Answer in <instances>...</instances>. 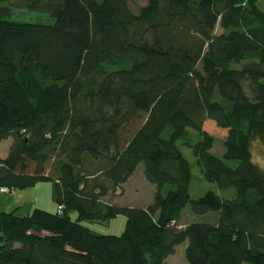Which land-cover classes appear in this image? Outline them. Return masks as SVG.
<instances>
[{"label": "trees", "instance_id": "1", "mask_svg": "<svg viewBox=\"0 0 264 264\" xmlns=\"http://www.w3.org/2000/svg\"><path fill=\"white\" fill-rule=\"evenodd\" d=\"M259 1L147 0L133 12L126 0H0V141H11L0 187L49 181L63 206L0 212V264H165L185 242L188 264H264V170L250 150L264 146ZM13 8L54 23L12 21ZM206 120L226 131L222 159ZM181 140L222 195L190 198ZM141 163L152 203L105 202ZM187 206L216 223L180 227ZM119 215L120 235L84 225Z\"/></svg>", "mask_w": 264, "mask_h": 264}, {"label": "rangeland", "instance_id": "2", "mask_svg": "<svg viewBox=\"0 0 264 264\" xmlns=\"http://www.w3.org/2000/svg\"><path fill=\"white\" fill-rule=\"evenodd\" d=\"M128 5L132 9L133 12H136L140 7L145 6L147 0H126ZM258 8L264 12V0H260L258 2ZM10 19L12 21H19L24 23H35V24H43V25H51L54 23L53 18L49 13L45 12H34V11H25L20 9H12L11 10ZM215 33H221V29L217 26L215 29ZM204 131L209 132L210 135L214 137V145L209 150L210 154L214 156H218L222 159L224 155L223 148V139L225 137L226 131L215 126V123L210 120L205 121ZM190 136L188 142L191 144H195L198 140H200V135L196 131L189 130ZM167 130L164 131L163 136H167ZM186 140H181L176 143L181 154L188 160L189 165L191 166V182L189 185V195L193 200H197L198 197H201L208 191H212L218 195H222V191L211 182H208L202 176L199 165L196 163V158L191 153V149L184 144ZM8 142L1 141L0 142V155H5L7 153L6 147ZM252 152V162L255 163L260 169L264 170V146L259 141H254L251 145ZM226 164H229L232 167H235L237 163L233 161H228ZM137 169L131 175L129 180L123 184L122 190L123 192L119 195H112L103 198V200L109 204H114L118 207H143L145 205H149L152 203V197L155 192V186L146 181L143 177L144 168L142 163L139 164ZM233 193V190H229ZM47 194L44 187L41 186L36 192L32 191L30 188H26L23 190H13L10 193H0V212L11 213L18 206H22L20 210L17 211L19 216H23L26 213H30L33 207L37 206L39 208H46L47 203ZM35 205V206H34ZM54 205V204H53ZM52 205L51 209H54ZM59 205H57L55 212L57 214ZM45 210V209H43ZM215 212H211L207 215L195 216L191 213V209L189 206L185 208V213L183 214V219L189 220V222H207L208 220L214 221L213 218ZM209 218V219H208ZM212 218V219H211ZM125 216H116L111 218V220L106 221H90L84 222L93 233L96 235H120L124 228ZM187 243H183L178 245L175 248V254L168 258L167 264H188L185 259L184 249Z\"/></svg>", "mask_w": 264, "mask_h": 264}, {"label": "crops", "instance_id": "3", "mask_svg": "<svg viewBox=\"0 0 264 264\" xmlns=\"http://www.w3.org/2000/svg\"><path fill=\"white\" fill-rule=\"evenodd\" d=\"M1 141H6V142H8V145H7V151H8V148H9V146H10V144H11V141L9 140V139H4V140H1ZM0 141V142H1ZM6 151V152H7ZM7 154H8V152L7 153H5V155H0V158H2V159H4L6 156H7ZM41 186L42 187H44L45 188V190H46V194H47V196H48V198H47V203L48 204H46L47 206H46V208H39V207H37V206H35V207H33V209H32V211L35 209V208H39V209H45L44 211H49V212H54L55 211V209H56V207H57V204H55L54 203V194H52V187H53V183H51V182H49V181H45V182H38V183H36V185L34 186V187H32V188H30L32 191H37L39 188H41ZM54 204V205H53ZM52 205L54 206V209L53 210H51V209H48V208H51L52 207ZM51 206V207H50ZM145 206H147V205H145ZM145 206H143V207H145ZM143 207H140V208H143ZM22 208V206H18L16 209H14V211H12L11 213L12 214H16V215H18L17 214V211L18 210H20ZM31 211V212H32ZM30 212V213H31ZM185 213V211H183L182 212V216L181 217H183V214ZM27 214H29V213H26L25 215H27ZM25 215H23V216H25ZM19 216V215H18ZM205 216V215H204ZM216 214L214 215V221H212V220H208L206 223L207 224H215L216 223V221H217V219H216ZM209 219V218H208ZM180 225V227H184L185 225H187V223H190L189 222V220H186V219H180V221L178 222ZM185 250V249H184ZM174 252H175V250H174ZM175 254V253H174ZM174 254H172V255H170V256H168L167 257V259L165 260V264H167V260H168V258H170L171 256H173Z\"/></svg>", "mask_w": 264, "mask_h": 264}, {"label": "built area", "instance_id": "4", "mask_svg": "<svg viewBox=\"0 0 264 264\" xmlns=\"http://www.w3.org/2000/svg\"><path fill=\"white\" fill-rule=\"evenodd\" d=\"M10 192L11 191L7 187H0V193H10ZM62 210H63V206L62 205H59V208H58L57 213L58 214H61L62 213Z\"/></svg>", "mask_w": 264, "mask_h": 264}]
</instances>
